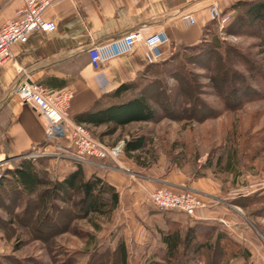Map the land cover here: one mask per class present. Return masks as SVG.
Instances as JSON below:
<instances>
[{
    "label": "rangeland",
    "instance_id": "obj_1",
    "mask_svg": "<svg viewBox=\"0 0 264 264\" xmlns=\"http://www.w3.org/2000/svg\"><path fill=\"white\" fill-rule=\"evenodd\" d=\"M7 2L0 0V6ZM207 37L206 46L199 50L213 49L214 37H218L220 49L198 58L177 57L168 62L171 71L161 75L165 93L158 94L156 99L151 96V103L161 116L158 121L133 122L102 139L99 134L105 126L86 128L106 146H120L122 153L116 165L137 178L179 175L187 183H208L210 190L200 188L214 194L213 198L227 197L229 209L252 233L249 239L242 238L245 243L220 222L202 221L217 225L245 246L251 253L246 264H264V201L245 198L264 193V19L254 28L235 25L220 32L214 26ZM233 87L238 88L232 90ZM141 134L147 136L149 143V153L144 154L146 166L123 151L125 140ZM233 152L238 161L230 170L225 165ZM70 153L66 140L48 141L17 158L0 159V176L23 159H34L47 182L61 180L75 164L70 161ZM155 187L177 190L165 184ZM193 191L206 203L204 208L211 206L207 202L212 197ZM17 194L6 191L0 199V264H89L95 248L110 254L107 251L99 263L96 259L92 264H119V255L113 259L111 253L123 240V226L115 227L112 218L98 220L102 230L97 232L91 220L72 213L78 196L62 201L49 195L48 185L32 196ZM143 206L147 215L138 220L145 224L150 241L143 247L132 243L128 248L129 264H166V257H160L163 254L156 230L160 225L177 228L182 222H165L163 217L173 210H162L147 201ZM88 233L96 234L95 243L88 242ZM217 251L213 258L207 253L206 264H224L221 260L227 259L221 258L220 248ZM149 253L160 256L149 260ZM237 263L245 261L240 257Z\"/></svg>",
    "mask_w": 264,
    "mask_h": 264
},
{
    "label": "crops",
    "instance_id": "obj_2",
    "mask_svg": "<svg viewBox=\"0 0 264 264\" xmlns=\"http://www.w3.org/2000/svg\"><path fill=\"white\" fill-rule=\"evenodd\" d=\"M236 1L52 0L45 14L56 20L57 30L48 34L36 31L26 43L13 44L10 49L15 58L0 70V159L18 156L47 140L44 119L30 103L22 102L15 90L16 84L26 78V71L33 81L43 84L52 93L64 89L73 92L68 109L69 117L73 119L76 114L91 108L106 93L102 90L97 70L90 63L88 48L92 44L122 38L133 30H140L146 37L161 36L166 39L158 47L160 56L157 59L143 42H137L130 51L106 61L103 70L109 92L125 82L135 80L150 63L171 57L178 47L198 44L204 26L210 22V6L219 4L223 10H229ZM21 4L22 0H8L0 6V26L16 16ZM186 13H192L196 23L187 25L182 19ZM116 164L114 160H108L105 167L96 163L83 166L89 175L96 173L119 190L120 204L111 221L115 227L123 226L120 236L127 248L132 243L142 247L149 243L150 233L138 218L147 215L143 205L159 184L198 190L212 197L207 202L211 206L198 209L194 216L170 212L163 217L165 222L168 219L179 220L187 228L197 221L216 220L225 230H232L240 242L245 243L242 238H250V229L240 223L229 209L227 197L216 199L213 198L214 194L200 188L203 186L210 190L208 183L201 180L187 183L179 175H168L161 179L151 176L137 178ZM145 180H151L156 185L151 186ZM166 229V226L160 225L156 230L163 255L149 253V260L158 256L166 257L161 238L162 231Z\"/></svg>",
    "mask_w": 264,
    "mask_h": 264
},
{
    "label": "trees",
    "instance_id": "obj_3",
    "mask_svg": "<svg viewBox=\"0 0 264 264\" xmlns=\"http://www.w3.org/2000/svg\"><path fill=\"white\" fill-rule=\"evenodd\" d=\"M225 11L232 15V19L226 27L227 30L235 25L240 28H254L264 19V0H238L231 5L229 10ZM214 26H217L216 21L210 20L203 28L202 39L198 44L180 46L171 57L161 62L150 63L135 80L125 82L116 89L104 93L91 108L76 114L73 120L88 128L105 126V130L99 134L100 139L105 135L115 134L133 122L158 121L161 116L157 108L152 105L151 96L156 99L158 94L165 93L164 80L161 75L165 71H171L170 67L172 66L171 64L167 65L168 62L177 57L198 58L201 55H208V52L212 54L214 50H219L218 37H214L213 49L209 47L204 52L199 50L206 46V38ZM188 51L190 53L186 54ZM181 52H185V54L183 53V55ZM166 65L169 67L167 68ZM150 75H154V77L150 78ZM237 88L233 87L232 90ZM166 93L168 96L169 91L167 90ZM148 144L146 135L133 136L124 141L123 151L139 165L146 166L144 154L149 153ZM235 155L236 153L233 152L226 162L225 166L230 167V170L238 161ZM221 160L222 158L218 162L221 163ZM36 164L34 159H23L13 169H7L5 174L0 176V199L6 191L7 193L16 192V194L27 193L32 196L39 193L42 187L48 185L49 195L59 197L62 201L78 196L72 213L83 214V218L91 220L97 232L101 231L102 226L98 220H110L120 204V192L117 187L96 173L89 175L83 164L76 162L74 168L66 173L61 180H48L47 182ZM245 198H250L252 201L259 199L264 201V193L258 192L245 196ZM43 205H46L45 201ZM68 212L71 213V211ZM171 221L173 224L178 223L175 220ZM181 227L179 223L177 228H168L162 231L161 238L166 248V264H206L207 253H210L213 258L218 255L219 248L221 258L227 259L226 261L224 258L221 260L224 264H238L237 261L240 257L246 264L251 259V253L245 246L231 237L227 231L218 229L215 224L197 221L185 229ZM87 236L88 242L94 241L95 243V233H88ZM107 251L95 248L89 264H92L96 259L99 263V258L106 255ZM108 253L110 254L109 251ZM111 254L113 259L119 255V264H129L128 248L124 240L119 242Z\"/></svg>",
    "mask_w": 264,
    "mask_h": 264
},
{
    "label": "built area",
    "instance_id": "obj_4",
    "mask_svg": "<svg viewBox=\"0 0 264 264\" xmlns=\"http://www.w3.org/2000/svg\"><path fill=\"white\" fill-rule=\"evenodd\" d=\"M52 5V0H22L14 18L6 20L0 26V70L15 58L10 47L16 43H26L30 35L36 31L48 34L57 30L55 19L48 18L46 10ZM210 20L217 23L220 32L224 31L232 19V15L221 8L219 4H212L209 9ZM187 25L196 23L192 13L182 15ZM166 39L163 37L151 38L144 36L140 30H133L119 39L106 43H94L88 48L91 65L97 70V77L102 84V90L107 92L104 64L109 59L130 51L134 44L143 42L154 58H158L159 45ZM26 78L18 82L15 90L19 99L30 103L47 126L46 142L63 139L69 143L70 158L81 164L96 163L105 167L108 160L119 161L122 153L120 146L108 147L94 139L83 124L76 123L69 117L68 109L73 98V92L64 89L56 93L50 92L43 84L33 81L29 73ZM42 144V145H43ZM147 202L162 210H173L186 215L194 216L196 211L204 208L206 203L200 199L192 189L160 188L153 191Z\"/></svg>",
    "mask_w": 264,
    "mask_h": 264
},
{
    "label": "water",
    "instance_id": "obj_5",
    "mask_svg": "<svg viewBox=\"0 0 264 264\" xmlns=\"http://www.w3.org/2000/svg\"><path fill=\"white\" fill-rule=\"evenodd\" d=\"M17 157H19V155H18V156H14L13 159H14V158H17Z\"/></svg>",
    "mask_w": 264,
    "mask_h": 264
}]
</instances>
